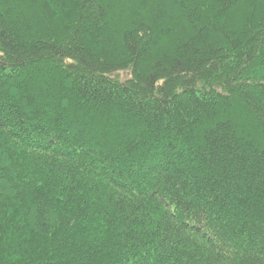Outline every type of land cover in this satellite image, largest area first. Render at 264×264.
Segmentation results:
<instances>
[{
    "label": "trees",
    "instance_id": "obj_1",
    "mask_svg": "<svg viewBox=\"0 0 264 264\" xmlns=\"http://www.w3.org/2000/svg\"><path fill=\"white\" fill-rule=\"evenodd\" d=\"M0 264H264V0H0Z\"/></svg>",
    "mask_w": 264,
    "mask_h": 264
}]
</instances>
